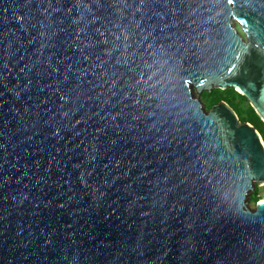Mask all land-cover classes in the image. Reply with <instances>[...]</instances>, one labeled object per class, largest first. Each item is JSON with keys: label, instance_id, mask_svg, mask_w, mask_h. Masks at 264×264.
Wrapping results in <instances>:
<instances>
[{"label": "water", "instance_id": "1", "mask_svg": "<svg viewBox=\"0 0 264 264\" xmlns=\"http://www.w3.org/2000/svg\"><path fill=\"white\" fill-rule=\"evenodd\" d=\"M264 0H0V264H264Z\"/></svg>", "mask_w": 264, "mask_h": 264}, {"label": "trees", "instance_id": "2", "mask_svg": "<svg viewBox=\"0 0 264 264\" xmlns=\"http://www.w3.org/2000/svg\"><path fill=\"white\" fill-rule=\"evenodd\" d=\"M201 99L205 104L206 109H210L221 100L227 101L228 104L237 112L242 121H249L257 127L264 140V120L261 118L250 101L236 89L228 88L223 90L220 88H214L211 92L203 91L201 93ZM250 198L254 204L264 199L259 194L258 185H256L255 190L252 191Z\"/></svg>", "mask_w": 264, "mask_h": 264}, {"label": "rangeland", "instance_id": "3", "mask_svg": "<svg viewBox=\"0 0 264 264\" xmlns=\"http://www.w3.org/2000/svg\"><path fill=\"white\" fill-rule=\"evenodd\" d=\"M251 193L249 194L248 202H249L250 207L254 208L255 204H254V202L251 201V198H250L251 197ZM259 194L264 198V184L259 185Z\"/></svg>", "mask_w": 264, "mask_h": 264}, {"label": "snow or ice", "instance_id": "4", "mask_svg": "<svg viewBox=\"0 0 264 264\" xmlns=\"http://www.w3.org/2000/svg\"><path fill=\"white\" fill-rule=\"evenodd\" d=\"M227 3L228 4H233L234 3V0H227Z\"/></svg>", "mask_w": 264, "mask_h": 264}]
</instances>
